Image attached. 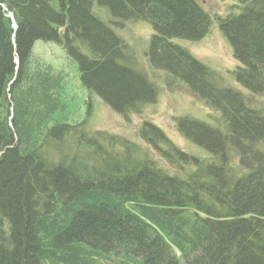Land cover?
<instances>
[{
  "label": "trees",
  "instance_id": "16d2710c",
  "mask_svg": "<svg viewBox=\"0 0 264 264\" xmlns=\"http://www.w3.org/2000/svg\"><path fill=\"white\" fill-rule=\"evenodd\" d=\"M230 1L216 21L238 86L176 42L209 32L197 0H0V264H264V0ZM125 21L150 25L165 87L209 110L174 118L201 154L149 120L141 144L56 116L67 75L36 41L127 121L156 102Z\"/></svg>",
  "mask_w": 264,
  "mask_h": 264
},
{
  "label": "rangeland",
  "instance_id": "374dc122",
  "mask_svg": "<svg viewBox=\"0 0 264 264\" xmlns=\"http://www.w3.org/2000/svg\"><path fill=\"white\" fill-rule=\"evenodd\" d=\"M211 18L209 32L196 42H178L187 48L197 59L205 65L217 71L221 76L232 81L229 72L237 66L232 50L220 33L217 25V17L222 15L230 0H197ZM101 15L107 16L105 11L96 7ZM216 18V19H215ZM119 35L134 46L139 62L148 76L157 84L159 96L155 103L149 105L142 114H131L127 121L122 115L113 111L104 104L95 94L89 92L81 83L77 68L67 59L64 51L57 45L49 42L36 41L33 45V53L43 61L49 63L57 70H62L66 75L64 95L67 99V110L56 116L66 118L71 122L86 120L92 129L105 130L117 133L128 139L141 143L138 129L143 121L149 120L157 124L166 135L181 149L194 154L202 151L185 140L175 127L174 118L183 114L207 119L209 110L191 94L183 85L175 83L173 90H168L163 83V76L155 71L149 64L146 48L152 29L149 24L143 22L125 21L118 30ZM225 78V77H224ZM232 82V85H234ZM238 86V85H237Z\"/></svg>",
  "mask_w": 264,
  "mask_h": 264
}]
</instances>
